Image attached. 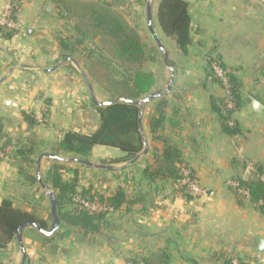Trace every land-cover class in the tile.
Segmentation results:
<instances>
[{
  "label": "crops",
  "instance_id": "0c3cea01",
  "mask_svg": "<svg viewBox=\"0 0 264 264\" xmlns=\"http://www.w3.org/2000/svg\"><path fill=\"white\" fill-rule=\"evenodd\" d=\"M185 1L192 20L187 53L163 34L158 21V28L154 27L169 54L173 76L164 56L160 60L151 55L143 66L156 80L148 95L160 94L139 104L143 151L129 162L111 164L126 154L96 151L106 147L96 146L90 155L95 161L92 164H107L88 166L86 179L79 181L80 187L92 188L93 193L105 197L122 189L129 203L106 212L99 232L83 241L63 223L51 237L26 228L22 236L25 264H145V260L225 264L234 259L255 264L258 256H264V247L258 255L257 243L258 237L264 242V212L251 204L250 198L241 203L237 190L229 184L264 182V110L260 114L253 110L254 100L264 106V0ZM49 3L24 1L17 16L19 30L11 38L0 37L4 139L27 150V144H33L35 155L40 156L51 153L59 132L92 134L100 121L93 103L95 87L81 71L79 60L61 47L59 15ZM5 8L6 0H0V15ZM157 8L152 11L156 19ZM66 43L73 51V45ZM209 58L218 60L239 79L243 105L229 120L239 130L236 135L224 132L222 118L213 108L212 99L222 102L225 94L211 77ZM161 101L166 104L165 120L163 127L152 133L151 122L158 116ZM45 108L46 127L30 126L23 118V112L38 114ZM159 137L178 147L187 164L186 168L178 167L192 171L204 195L188 199L172 180L146 175L161 157L163 143ZM13 151L17 149H8L0 159V205L10 200L51 226V205L45 190H49V181H43V188L38 176L36 183L26 179L19 170H25L26 163L14 158ZM44 164L41 171L47 181ZM71 168L79 170L77 166ZM94 176H99V183ZM72 209L69 206L65 211ZM22 260L17 240L0 248V264H22Z\"/></svg>",
  "mask_w": 264,
  "mask_h": 264
},
{
  "label": "trees",
  "instance_id": "16d2710c",
  "mask_svg": "<svg viewBox=\"0 0 264 264\" xmlns=\"http://www.w3.org/2000/svg\"><path fill=\"white\" fill-rule=\"evenodd\" d=\"M26 0H13L11 18L17 21L18 13ZM72 13V10H71ZM77 15L78 23L75 27L79 39L76 44H83L88 37L99 38L101 48L110 56L104 61L91 63L90 74L110 93L109 101L113 104L96 107L100 121L97 130L92 134L77 132H66L53 149L55 155H70L73 158L88 161V157L96 146L117 148L126 154L122 159L113 160L115 164L121 161H131L143 151L144 139L141 133L139 118V105L133 102L151 93L156 85L153 74L144 72L143 65L146 60L145 45L137 33L120 15L113 13L108 7L93 6L92 8L80 7L73 13ZM157 21L163 34L175 42L179 50L187 53L191 45L192 20L189 14L188 3L185 0H160L157 8ZM16 34L14 30L0 28V37L11 38ZM61 47L69 49L65 40H61ZM92 55V54H91ZM113 60V61H112ZM110 61V62H109ZM227 71L230 85L231 101L233 109H227L225 99L220 102L212 99L213 108L220 114L223 122V130L228 135L239 133L235 123L230 125V117L243 105L241 85L235 74L224 65ZM118 68V69H117ZM116 76V77H115ZM215 82L218 81L213 77ZM127 100L129 102H125ZM166 104L159 102L157 106V117L152 119L151 131L157 133L163 127L165 120L164 111ZM23 118L30 126H35L36 119L23 112ZM3 125L0 121V151L8 153V149L15 148L14 158H20L24 162L31 163L33 149H25L11 139H4ZM158 140L163 143L161 157L156 160L153 169H147L146 175L151 177H163L172 180L179 192L190 199L192 193L183 182L194 181L192 171L185 177L180 164H187L183 160L181 151L171 141L163 137ZM21 160V161H22ZM57 161V160H56ZM23 162V161H22ZM60 162V161H57ZM103 165L107 163L102 162ZM83 166H87L82 164ZM88 167V166H87ZM20 172L32 183L37 182L22 168ZM64 168L56 165L49 171L50 187L58 199V214L61 223L73 229L83 241L89 236L96 235L105 219V213H91L87 210L77 208L65 211L66 207H73V198L80 197L91 203L119 210L124 204L129 203L127 194L118 189L110 197L93 193L92 188L79 186L77 173L71 180H65ZM260 172V171H259ZM239 186L247 189L250 194L251 204L257 206L264 212V182L263 181H240ZM240 202L244 198L239 195ZM49 219L51 216L49 215ZM36 223L43 229H47V221L39 219L36 215L15 206L12 201L4 200L0 205V248L5 249L13 241L17 240L18 229L22 224ZM160 263V262H159ZM158 262L145 260V264H159ZM162 263V262H161ZM225 264H232L229 261ZM239 264H251L249 261L240 260Z\"/></svg>",
  "mask_w": 264,
  "mask_h": 264
},
{
  "label": "rangeland",
  "instance_id": "374dc122",
  "mask_svg": "<svg viewBox=\"0 0 264 264\" xmlns=\"http://www.w3.org/2000/svg\"><path fill=\"white\" fill-rule=\"evenodd\" d=\"M159 1L160 0H154L153 9L158 5ZM49 2L53 5L52 7L58 12V15H59L58 18L61 23V30H59L60 37L58 38L59 43L61 44V40L65 39V41H69L71 45H73V51L72 49H68L66 51L70 50L72 52L70 56L79 60V63L82 69L80 67L79 68L81 69L83 73H85V75H87V77L89 78V83L93 87H95V90L93 91V95L96 97L98 101H109L111 95L105 89V87L103 85H100L90 74L91 63L95 61H100V60L104 61L103 57L108 58L110 56L101 48V45L99 44V38L88 37L87 40L83 44L81 45L76 44L77 40L79 39V36L77 32L75 31V27L78 23V18H77V15L73 14L76 9L80 8L81 6L88 8V9L92 8L93 6H102V7L110 8L113 11V13L123 17L124 20L139 34L142 40V43L145 45V52H146L145 62L148 60V58L153 57L151 55H154V57L155 56L158 57V59L160 60L163 59V54L158 49L157 45L156 46L152 45V47H149L147 45L149 44V42L154 41L147 27L146 8H147V4L149 0H49ZM6 4H7V1H6ZM71 10H72V13H71ZM153 25L155 28H158L156 16L153 17ZM45 111H46V108L39 111L38 114L31 112L29 113V115H32L36 119V124H40L43 127H46L48 118H47V113ZM64 134L65 133L60 134V132H59V135L57 134L59 138L56 139L57 142L54 144L55 146H53V148L51 149V153H50L51 155H55L53 149L56 148L58 141L63 137ZM27 147H30L29 149H33V150L35 148L33 144H30V145L27 144ZM96 149H97L96 151L111 152L112 155H116V156L122 154L121 150L117 148H112V147H98ZM36 152L37 151H34V154L31 155V158H32L31 163L24 162V160L21 159L23 161V164L26 163L25 164L26 166L25 174H28L29 176L33 178L37 177L38 159L40 157L39 153H37L38 155H35ZM59 157L62 158L63 161L57 162L56 160H53L47 157L42 159L44 160L42 164L45 163L43 172H44V177L47 178V181L46 179L43 178V174L41 171L42 164H40L41 179L42 181L45 180L44 181L45 184H47L49 181V190H51L49 171L56 165H59L64 168L62 173L65 176L64 179L67 181L75 177L76 171L74 172V170L72 168L71 170L70 167L72 165L74 167L76 166L79 167V170L77 169L78 172L76 173L78 175L79 181L84 182V180L86 179V174L88 173L86 170L88 167L83 166L82 164H79L77 161H75V158H73V156L61 154ZM65 159L70 160V161H65ZM14 160L17 161V159H14ZM88 161L90 163L95 162V161H92V157L90 156L88 157ZM101 164L102 163L99 162V164L97 163L96 165L102 166L103 164L102 165ZM68 176H71V178H68ZM92 178L97 179L95 180L97 181V183L100 182L99 176H94ZM36 181L38 182L37 179ZM45 190H48V189L45 188ZM49 227L50 225L48 224V228Z\"/></svg>",
  "mask_w": 264,
  "mask_h": 264
},
{
  "label": "water",
  "instance_id": "95a60500",
  "mask_svg": "<svg viewBox=\"0 0 264 264\" xmlns=\"http://www.w3.org/2000/svg\"><path fill=\"white\" fill-rule=\"evenodd\" d=\"M153 2L154 0H149L148 4H147V8H146V17H147V27H148V30H149V33L150 35L152 36L154 42L156 43L158 49L160 50V52L163 54L164 56V61H165V64L167 65V67L169 68V70L171 71V74L173 76V68L169 65V54L168 52L166 51V49L164 48L158 34H157V31L155 30L154 26H153V16H152V11H153ZM211 81V80H210ZM160 94L157 93V94H151V95H148L147 97H145L144 99L142 100H139V101H135L133 102L134 104L136 105H139L141 103H147L151 100H154L155 98L159 97ZM125 102H129L127 100H124ZM93 103L95 106L97 107H102V106H108V105H111L113 104V101H103V102H98L94 97H93ZM253 110L257 113V114H260L263 112L264 110V106L261 105L259 102L257 101H253ZM141 122V118H139V123ZM147 147L145 148V151H147ZM50 158V159H53V160H57V161H63L62 158L60 157H57V156H54V155H51V154H44V155H41L38 159V163H39V167H38V171H37V176H38V179L42 185L43 188H45V185L43 184V181L41 179V175H40V163H41V160L43 158ZM75 161H77L78 163L80 164H85L87 166H90V167H97V168H100L102 166H98V165H95V164H92L90 162H85V161H82V160H78V159H75ZM47 197L49 198L50 200V205H51V211H50V216H51V226L49 227V229H43L41 226H39L38 224L36 223H25V224H22L19 229H18V234H17V243L18 245L20 246L21 248V251H22V254H23V260H22V264H25L26 260H27V252H26V249L24 247V243H23V231L26 229V228H33V229H36L37 231H39L41 234L45 235L46 237H51L55 232H57L60 228V225H61V220H60V217H59V214H58V199H57V196L56 194L51 191V190H47ZM257 243H258V255L262 254L263 253V247H264V242L262 241L261 238H257Z\"/></svg>",
  "mask_w": 264,
  "mask_h": 264
},
{
  "label": "built area",
  "instance_id": "2783aa9c",
  "mask_svg": "<svg viewBox=\"0 0 264 264\" xmlns=\"http://www.w3.org/2000/svg\"><path fill=\"white\" fill-rule=\"evenodd\" d=\"M6 8L2 15H0V28H7L10 30H19V24L17 21L11 18V11H12V3L13 0H6ZM209 71L213 75V77L218 81L219 86L223 89L225 94V101L227 104V109H233V103L231 101V93H230V85L229 80L227 77V71L221 66V63L218 60L209 58ZM232 125V122L230 123ZM4 157V154L0 151V159ZM183 174L185 177L189 176V170L183 169ZM187 185L188 190L194 196H201L205 194V191L199 186V184L194 181H187L183 182ZM234 189L237 190L238 194L243 198H250L249 191L247 189L241 188L239 186L238 181H231L229 183ZM73 207L80 209V210H87L91 213H106L112 212L113 209L98 205L96 203H91L89 201L83 200L80 197L73 198ZM232 264H239V260L234 259ZM255 264H264V256H258V260Z\"/></svg>",
  "mask_w": 264,
  "mask_h": 264
}]
</instances>
